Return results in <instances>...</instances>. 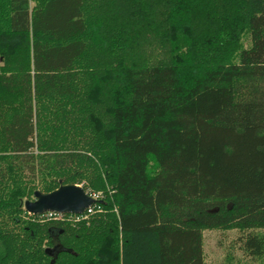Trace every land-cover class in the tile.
Wrapping results in <instances>:
<instances>
[{
	"label": "trees",
	"instance_id": "trees-1",
	"mask_svg": "<svg viewBox=\"0 0 264 264\" xmlns=\"http://www.w3.org/2000/svg\"><path fill=\"white\" fill-rule=\"evenodd\" d=\"M0 60V264L264 256V0H0ZM67 184L89 218L26 211Z\"/></svg>",
	"mask_w": 264,
	"mask_h": 264
},
{
	"label": "rangeland",
	"instance_id": "rangeland-1",
	"mask_svg": "<svg viewBox=\"0 0 264 264\" xmlns=\"http://www.w3.org/2000/svg\"><path fill=\"white\" fill-rule=\"evenodd\" d=\"M31 4L33 6V3ZM243 41L245 46L249 45L248 36L244 37ZM151 165H154L153 161ZM34 199L35 197L33 195L31 198H25L24 201ZM50 220L52 219H45L44 217L41 220L37 219L40 223ZM261 231L264 232V230ZM247 233H242L238 230H206L204 232L206 264H264V256L254 257L246 253L242 248L243 242L241 240Z\"/></svg>",
	"mask_w": 264,
	"mask_h": 264
},
{
	"label": "water",
	"instance_id": "water-1",
	"mask_svg": "<svg viewBox=\"0 0 264 264\" xmlns=\"http://www.w3.org/2000/svg\"><path fill=\"white\" fill-rule=\"evenodd\" d=\"M34 197V200L24 202L26 211L34 215L46 212L82 214L96 201L82 186L71 184L61 185L50 193L36 190ZM58 250H60V245L50 249V252L54 253Z\"/></svg>",
	"mask_w": 264,
	"mask_h": 264
},
{
	"label": "built area",
	"instance_id": "built-area-1",
	"mask_svg": "<svg viewBox=\"0 0 264 264\" xmlns=\"http://www.w3.org/2000/svg\"><path fill=\"white\" fill-rule=\"evenodd\" d=\"M95 200L98 197V194L95 196H92ZM97 211V209L94 207V204H92L91 206H89L84 213L82 214H62V213H54V212H46L43 214L38 215L41 218H45V219H56V220H64V219H68L70 221H80V220H84L89 218L92 214H94ZM31 214V213H29ZM69 215V216H66Z\"/></svg>",
	"mask_w": 264,
	"mask_h": 264
}]
</instances>
